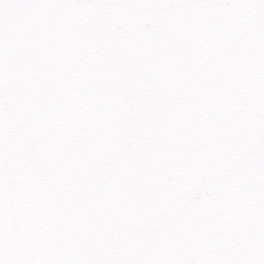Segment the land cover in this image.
Wrapping results in <instances>:
<instances>
[{
    "label": "snow or ice",
    "instance_id": "1",
    "mask_svg": "<svg viewBox=\"0 0 264 264\" xmlns=\"http://www.w3.org/2000/svg\"><path fill=\"white\" fill-rule=\"evenodd\" d=\"M0 264H264V0H0Z\"/></svg>",
    "mask_w": 264,
    "mask_h": 264
}]
</instances>
